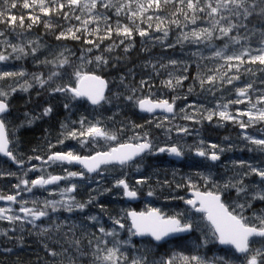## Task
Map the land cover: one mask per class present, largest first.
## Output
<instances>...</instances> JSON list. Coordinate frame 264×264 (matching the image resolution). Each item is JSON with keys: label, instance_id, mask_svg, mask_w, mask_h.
I'll return each mask as SVG.
<instances>
[{"label": "rangeland", "instance_id": "1", "mask_svg": "<svg viewBox=\"0 0 264 264\" xmlns=\"http://www.w3.org/2000/svg\"><path fill=\"white\" fill-rule=\"evenodd\" d=\"M163 5L162 0L160 10H150L147 13V15H158L164 18L166 23L161 31L155 30L156 24L159 23L157 20L151 22L145 20L144 23H140V21L137 20L136 24L148 32L147 36L141 37L134 32L131 39H125L123 36H117L115 32H113L114 36L112 35L111 39L104 40L103 43L96 40L99 44H103L99 47L100 49L83 43V33H78V35L82 36L80 40L82 43L79 47H75L67 39H56V36L61 31H66L68 27H79L80 21L74 18L65 19L63 14L62 16L51 14L52 16L49 15L51 17L48 18L49 16L46 17L37 10L35 14L41 17L39 23L42 24H33L29 19L30 13L33 14L32 10L25 9L21 6L19 12L23 13L25 10V14L23 13L21 16L25 15L23 18L24 20L27 19L26 22H24V24H26L23 27L24 29L20 27V21H17V23H15V29L12 27L10 28L9 25L11 22L6 25L0 23V27L2 25L0 31L5 30V35L12 43L26 46L28 41L38 40L41 44V48L35 56L30 54L31 49H26L29 55L23 59L16 60L10 58L8 61L0 62V71H19L23 69L29 74L27 77L15 78V80L10 78L0 80V88L8 90L10 84H15L18 87L20 84H23L26 79L33 85L28 92L17 91L12 94L10 98L11 113L6 115L9 128L15 130V136L12 137L15 142L11 147L19 154L20 158L26 161L25 167L29 166L27 162L30 156L34 157L39 155L45 158L48 154V143L49 141L54 144L56 143L61 131L62 122L78 128L79 125H73L72 121H79L81 116H87L88 119L92 121L101 120L102 126L108 128L110 131H119V129L124 128V131L120 134L121 142L127 141L129 137L134 136L137 132L141 134L143 132H148L149 139L157 146L171 145L172 142L183 146L184 153L188 152L189 154L188 158H186L181 165L174 164V166H168L161 154L152 158L148 157V155L142 160L137 161L139 164V171L136 170V165L134 164L133 167L126 169L125 172L127 173L128 182L133 186H136L137 179H148V182L142 187L137 186L140 187V193L143 197L139 205L140 208H143L145 211L148 207L159 208L162 213L166 215H175L177 212L186 211L187 214L191 215L194 219L193 234L184 239L171 240L162 244H154L149 239L139 240L136 239L134 235L130 236L127 230L130 223L126 218V213L133 208V206L131 207V205L124 200L121 189L112 188L114 179L123 175L120 170H116L115 172L107 173L103 178L94 175L91 176V180H80L78 178L73 180V183H76L78 187L71 195L75 196L78 201H87L90 195L97 196V199L89 204L83 212L73 211L69 213L61 209L53 213L51 209H48L49 217L37 221L36 224L39 227L36 228L27 223L21 225L20 222L9 224L7 221H0V232H7L8 234L7 236L0 235L1 252L19 253L22 251V247H28V252L30 254L28 264H37L36 262L38 261V264H101V261L96 259V256L99 255L95 251L96 245L99 244L100 248L103 249L105 246L112 247L113 244H116L118 241L119 244H117V246L127 257V260L124 261L123 264H131L134 257H144L148 264H155L161 257L166 259L173 253L188 256L199 255L207 260H213L228 255L233 259V264H239V260H236L231 250L220 249L218 247L217 242L212 238L210 226L203 217L191 212L190 209L181 203L182 200L174 199L173 197L183 196L179 191L180 188H177V184L184 185L188 177H191L192 181L195 182L201 190H214L212 183L209 182L205 185L198 173H203L204 175L211 174L213 180L222 182L224 179L232 176L235 171H247V168H234L233 162L239 163V161L243 160V158L248 155L247 152H249L250 148H256L255 145L245 140L243 136L247 134L255 138H260L264 135V122L256 123L254 126L243 130L237 123L221 121L218 117H214L212 121L202 119L200 123H194L190 120L182 119L181 117L184 113L180 112V109L184 108L188 113H191L193 108L188 106H195L198 110L197 119H200L199 113H203L205 109L215 110L218 104H224L230 100L238 99L239 97H237L236 89L251 84L252 87L248 92L250 101L246 99L244 103L229 105V112L235 115L238 110H248L250 103H255L258 97L264 95V65L259 64V62L254 64L245 62L240 65V70L237 73L235 67L229 71L227 66L221 67L225 64L223 59L213 57V53L216 49L224 48L226 42L229 44L225 53L226 55H231L234 52L239 53L244 47L250 46L252 49L258 48L260 46V32L264 30V22L261 21V17L254 14L244 22L247 28H240L238 31L239 33L236 30L229 33L230 36L240 35L242 37L239 44H232L227 37L222 39L214 38L210 44L208 41L201 43L183 41L182 43H178V37L181 36V29H183L184 32H190L194 28L209 27L210 25L203 20H198L196 25L187 24V27H184L186 23L184 16L182 14H178L177 16L172 15L178 6L164 7ZM133 8L135 9V4H133ZM182 9L184 12H187L189 16L192 15L187 9L186 4L182 6ZM13 10L14 8L10 9L11 13H13ZM258 10L257 8V11ZM64 11H69V9L65 8ZM99 11L104 12L105 10L99 9ZM76 14L80 13L77 12ZM107 15L110 17L108 23L113 28H115L117 19H119L120 23L123 25L130 24L129 20L124 15H121L119 18L111 12H108ZM198 15L203 14L198 13ZM225 15H227V13H225ZM86 16L87 14L85 13V17ZM122 17H125L126 22L123 21ZM174 19H178L181 22L179 28L175 24L167 23ZM232 19L234 21L235 17H232ZM45 22L50 23L51 27L46 28ZM31 23L34 30H31L33 27H31V29L27 27ZM149 23L152 24L151 28L148 27ZM131 26L135 27V25ZM35 27L37 28L35 29ZM95 27V23L89 24V28ZM100 27V34L104 35V25L101 24ZM16 28L18 30H16ZM164 29L168 31V36L166 38L163 36ZM7 34L10 35L8 36ZM216 35H219L218 31ZM245 36L250 37V40H244L243 37ZM2 39L3 38L0 37V40ZM90 39H95V37H90ZM122 39L124 40L123 44L120 43ZM114 42L118 47H114L110 52L106 51L105 49ZM169 45H174V47H169ZM126 47L128 48L127 51H125ZM88 48H92L93 51H83ZM64 49L69 50L65 52V56H69L73 61V67L80 64L79 57L83 55L85 57L84 71L94 70L97 71L98 74H103L104 79H106L108 83V91L106 94L112 97L111 104H105L103 108L93 109L86 101L81 100L72 102L74 106L71 110H66L64 108L65 97L63 94L50 93L49 86L55 87L57 83L67 82L73 71V67L66 66L60 69L59 71L65 73V75L63 77H54L53 81H50L44 88H41L35 80L31 79L32 73H38L43 79L47 80L48 75L56 69H54L51 64L45 65L41 63V61H44L46 58L48 60H57L59 52ZM4 50V46L0 44V51ZM150 51H152V53ZM7 52H11V49H7ZM112 53L113 55L117 53V56H112L113 58H111L110 54ZM137 53L140 55H137ZM193 53H196V55H193ZM252 54L255 55V51H253ZM96 55H105L106 58L109 59L108 65L101 66L100 69H97L94 62V57ZM121 58L124 59L121 60ZM89 59H92L93 63H87ZM171 59L178 60L180 63L173 66L169 63ZM244 59L247 61L248 58L245 57ZM127 63L131 64L128 65L129 69L125 68ZM232 63L237 64L238 62L232 61ZM161 64L166 65V67L161 68ZM109 65L112 66L110 67ZM116 66L121 68V71L123 69L121 75L125 78V83L138 88L141 79L151 80L150 83L153 85V93L162 95L169 100H171L173 96L178 97L175 103V118L171 119V116L169 117L165 114L153 115L151 117L139 115L136 107L123 99V95L128 93L120 83L121 76L112 75L110 72L111 69H116L117 71ZM153 66H155V71ZM249 69L252 71H248ZM106 70L110 73L108 74ZM145 72L147 74H145ZM170 72L173 73L174 76H187L188 78L183 81L184 83L176 87L175 90H169L161 84V80L169 79ZM225 72L228 76L239 75V79L233 81L232 84L221 83L219 77ZM148 75L151 76L149 77ZM214 75L217 77L216 81L211 84L205 83L201 86V79L207 80L209 76ZM225 79H227V77ZM189 88L192 89L191 92ZM147 90L146 87L144 89L145 94ZM117 94H119V99L116 98ZM51 96H53L52 99L50 98ZM48 106H51L53 109L48 116L34 121L31 125L26 123V118L24 116L25 112L31 114L42 113L43 109ZM257 107L264 108V104H257ZM165 116L171 119V123L164 121L162 127H156V123H159ZM149 119L152 120V123H148ZM240 119L245 122L248 120L247 117H240ZM133 124L143 125V127L134 129ZM175 125L186 126L189 128V132L187 134L178 135L174 127ZM169 128L172 129L171 132L167 131ZM171 134L176 136L173 137ZM159 135L165 139H160ZM201 140H203L205 144L215 143L225 148V151L221 153L220 156L226 155L227 160L224 163H211L206 159L203 161L198 160L194 155V146ZM98 147H106L105 141L99 140ZM69 148L87 154L75 140L71 139L66 140L63 145H58L56 148L52 149V151H59L61 149L68 150ZM261 154L264 155V153ZM259 161L257 159L254 165L264 166V156L260 158ZM30 164L42 167L41 162L35 159L31 160ZM62 167H71L74 171H82L80 167L76 166L63 165ZM62 167L53 165L47 168V172L63 175ZM6 170L15 172L18 175L22 174V169L13 165L8 160L0 158V172ZM28 175L30 178L34 179L40 175V173L29 172ZM97 180L100 181L99 185L96 183ZM256 180H258V177H251V181L254 182ZM165 181H168L170 186L165 185ZM15 183H17L15 177H0V191L14 193L16 190L13 189L11 185ZM66 183V181H63L59 183L58 187L56 185L47 187L48 190L35 188L31 193H22V196L29 201L33 199H38L40 201L46 199H59V188L65 187ZM198 183L202 186H199ZM150 187L156 193L153 197H148L146 195ZM98 188H111L112 190L104 194H99V192L96 191ZM187 189L189 188H186V190ZM50 191L54 192V195H49ZM232 196H235L234 192ZM229 203H231V200H229ZM254 205L255 204H253L252 209L246 212V215L251 216L253 211L260 212L264 210V205H256V207ZM7 206L6 202L0 201V207ZM28 206H31V204ZM101 206H103V210ZM12 207L18 210L19 205H12ZM88 216H97L98 222L88 220ZM110 217H125L122 219V223H124L126 227L120 229L117 225L112 223ZM56 224L62 225L59 231L56 230ZM101 225L109 231L115 229L118 235L116 237L103 236V234L98 231ZM42 227H49V232L43 235L39 234ZM12 229L15 230L12 231ZM8 237L12 238L9 239ZM97 237H102V241L97 240ZM205 237H207V242H205ZM75 240H80L81 243L79 248H77V245L73 242ZM89 240L92 241L91 245H89ZM260 246L261 243L259 240L253 244L254 249ZM9 249L10 251H8ZM26 251V249L23 250L25 254ZM49 251H55L59 253V255L51 256L49 255ZM217 264H222V261L217 260Z\"/></svg>", "mask_w": 264, "mask_h": 264}, {"label": "snow or ice", "instance_id": "2", "mask_svg": "<svg viewBox=\"0 0 264 264\" xmlns=\"http://www.w3.org/2000/svg\"><path fill=\"white\" fill-rule=\"evenodd\" d=\"M20 0H0V23L9 24L14 29L17 16L12 14L10 9L16 8ZM177 3V0H163V4ZM135 4V9L133 8ZM179 5L186 4L187 9L192 13L191 16L180 7L172 13L173 16L182 14L184 16L185 25H196L198 20H203L210 25L209 27H197L190 32H184L181 29V36L178 37V43L183 41H189L190 43H201L208 41L209 44L215 39H222L227 37L232 44H239L242 37L240 35L230 36L233 30L239 31L240 28H247L244 21H247L249 17L254 14L261 17L264 22V0H178ZM155 6V9H154ZM162 0H23L22 7L25 9H31L33 14L29 15V19L33 24L40 22V17L34 13L38 10L44 16L51 14L60 15L63 14L65 19L74 18L80 21V26H70L66 31H61L57 36V40L72 39L81 40L82 36L78 33H83V43L92 45L94 48H99L100 44L96 43L99 40L103 43L106 39H111L113 32L117 36H123L125 39H131L134 32L141 37L148 35V32L140 28L136 21L144 23L145 20L151 22L153 20L159 21L156 24V31H161L166 23L163 17L158 15H147L150 10L158 11L161 9ZM68 8L69 11H64ZM257 8L259 9L257 11ZM99 9H104V12H100ZM79 12L80 14H76ZM108 12L114 14L117 18L124 15L129 20V25H123L119 19L116 21L115 28L109 23ZM85 13L87 16L85 17ZM202 13L203 15H198ZM227 13V15H225ZM232 17H235V22ZM242 18V19H241ZM20 27H24L23 16L19 17ZM95 23V28H89V24ZM167 23L175 24L178 28L181 22L178 19L168 21ZM104 25V35H101L100 25ZM131 25H135L132 27ZM28 29H31L32 24H29ZM45 27L50 28L51 24L45 22ZM149 28L152 24L149 23ZM219 35H216V33ZM255 34V33H253ZM95 37V39H89L87 37ZM163 36H168V31L163 30ZM0 40L5 48L4 51H0V62L8 61L10 58L21 60L29 52L26 49H31V55L35 56L41 48V44L38 40H30L27 45H20L12 43L11 40L5 35L4 31H0ZM244 40H250V37H243ZM121 44L124 43L122 39ZM259 47L252 49L244 47L239 53L234 52L231 55H226V50L229 44L226 42L224 48H218L213 53L214 58L223 59L225 64L221 67L227 66L229 71L233 67L236 68L237 73L240 70V65L248 63H257L264 65V30L260 32ZM114 47H118L115 42L109 45L105 50L112 51ZM174 47V45H169ZM11 49V52H7V49ZM92 48L85 49L83 51L92 52ZM128 48H125L127 51ZM69 51L64 49L59 52L57 60H48L47 58L41 63L45 65L51 64L54 71H52L47 80L43 79L40 74L32 73L31 79L44 88L53 81L54 77H63L65 73L59 71L66 66L73 67V61L69 56H65V52ZM255 51V55L252 52ZM196 55V53H193ZM247 57V61L244 59ZM80 64L73 67L69 79L64 83H57L55 87L49 86L50 93H61L65 97L64 108L71 110L74 106L72 102L75 101H87L93 109L103 108L105 104L112 103V97L106 94L108 83L103 79L97 71L89 70L84 71L85 57L81 55L79 57ZM232 61L238 62L233 64ZM95 66L100 69L101 66L108 65V59L102 55H96L94 57ZM87 63H93L92 59L87 60ZM169 63L176 66L180 61L171 59ZM115 66V65H113ZM166 65L161 64V68ZM155 71V66H153ZM186 71V68H185ZM248 71H252L249 69ZM29 74L23 69L19 71H0V80L24 78ZM227 77V79H225ZM187 76H174L173 73H169V79L161 80V84L169 90H175L180 86ZM239 75L228 76L225 72L220 75L219 80L221 83L232 84L233 81L238 80ZM217 80V77L209 76L207 80L201 79V86L205 83H213ZM120 83L124 86L128 94L123 95V99L130 102L134 107L138 108L141 113H147L149 116H153L156 113L171 114V119L176 116L175 103L178 97L173 96L171 100L164 98L162 95L153 93V85L150 80L141 79L139 87H135L125 83V78L120 77ZM33 87L29 80H25L23 84L18 87L15 84H10L8 90L0 88V156L6 157L9 161L15 164L18 168L22 169V174L18 175L10 170L0 172V177L9 176L15 177L17 183L11 185L16 191L14 193H8L0 191V201L7 203V207H0V221H7L9 224H15L20 222L21 225L27 223L31 224L34 228L39 227L36 222L42 218L49 217L48 209L55 213L61 209L66 212L80 211L83 212L89 204L97 199L96 195H90L87 201L81 202L71 195L78 187L76 183H73L74 179H89L92 177L90 174L95 173L97 176L103 178L109 172H115L120 170L123 175L116 177L112 188H118L122 190V195L128 200H135L140 195V187L148 182L147 178H140L136 180V186L131 185L127 179L126 169L136 165V170L139 171V164L136 161L137 157H142L144 153L158 154L167 153L170 156L180 158L184 155V147L178 144H171L165 146H157L149 139V133L143 132L142 134L137 132L134 136L129 137L125 142L120 141V134L124 131V128L116 130H109L102 126L101 120L92 121L87 116H81L79 121H72V124H78L79 127H72L68 123H61V131L59 133L56 143L49 141L48 154L46 159L43 156H34L28 158V167H25L26 161L20 158L19 154L10 147L15 141L12 139L15 136V130L9 128V122L6 114L10 111V98L13 93L17 91L28 92ZM147 87L148 91L145 94L144 89ZM252 85L248 84L245 87H238L236 89L237 97L244 99L230 100L224 104H218L215 110L205 109L203 113H199L200 119H197L198 110L195 106L189 105L193 108L191 113H188L184 108L180 109L184 115L181 117L184 120H190L194 123H200L202 119L212 121L214 117H218L221 121H231L237 123L239 127L247 129L254 126L256 123L264 122V108L257 107V104H264V95L257 98L255 103H250V107L246 111L238 110L235 115L229 112L230 104L244 103L245 100H249L248 92ZM191 92L192 89L189 88ZM140 93V94H138ZM119 99V94L116 96ZM52 107L48 106L43 109L42 113L31 114L25 112L26 123L31 125L34 121L48 116L52 112ZM240 117H247V122L240 119ZM171 119L167 116L163 117L159 123H156V127H162L164 121L171 123ZM23 123V122H22ZM148 123H152L149 119ZM22 126V125H21ZM143 125L133 124V128H142ZM177 134H187L189 128L186 126H174ZM171 132L172 129H167ZM243 138L247 140L256 148H250L249 151H259L264 153V135L260 138L244 134ZM75 140L87 154H84L76 149L69 148L68 150L61 149L59 151H52L58 145H63L66 140ZM227 139V138H226ZM99 140H103L106 143V147H98ZM225 151V148L215 143L205 144L203 140L199 141L194 146V153L196 156L203 157L206 160L216 162L220 160V154ZM41 161L42 167L31 165V160ZM53 165H79L82 171H74L71 167H62L63 175L53 174L47 172V168ZM233 167L238 169L247 168V171H235L234 174L222 182H217L212 179L211 174L204 175L198 173L200 179H202L207 185L212 183L214 190H201L191 177L186 179L184 185L177 184V188L188 187L191 189V198H185L183 196L173 197L174 199H180L185 205L189 207L191 212L200 213L204 220L207 221L210 226V232L212 238L220 245L230 246L234 249L235 253L240 254L236 259L239 260V264H264V210L260 212L253 211L251 216L246 215L249 209H252L254 202L264 201V166H257L250 162L241 160L239 163L233 162ZM29 172H39L36 178L29 177ZM89 174V175H86ZM258 177V180L251 181V177ZM61 181H66V185L63 188H59V199H51L40 201L33 199L29 201L23 198L22 193H31L33 189L40 188L48 190L46 186L56 185L59 186ZM249 181V182H246ZM96 183L99 185L100 181ZM165 185L170 186L168 181L164 182ZM111 188L97 189L99 194L110 192ZM235 196H232V193ZM155 191L150 187L146 195L148 197L155 196ZM49 195H54V192L50 191ZM231 200V203H229ZM19 205L18 210L14 209L12 205ZM31 204V206H28ZM102 210H103V206ZM125 217H110L112 223L117 225L120 229H124L126 225L122 223V219ZM126 218L130 220V226L127 230L131 235L135 236H150L156 242L162 241L165 237L172 234L185 233L193 230L194 219L187 212H177L175 215H165L161 209L148 207L146 211H127ZM88 220L97 221V216H88ZM56 230L62 227L61 224L55 225ZM15 229H12L14 231ZM49 227H42L40 229L41 235L49 232ZM103 236L116 237L118 232L113 229L107 230L103 225L98 229ZM0 235L7 236V232H0ZM11 239L12 237H8ZM255 238H259L261 246L253 248V244L257 241ZM97 240L102 241V237H97ZM77 248L80 246V240L73 241ZM207 242V237H205ZM92 241L89 240V245ZM119 242L113 244L112 247L100 248L99 244L96 245L95 251L99 255L96 259L101 261V264H123L127 260V257L117 246ZM10 251V249L8 250ZM49 255L57 256L59 253L55 251H49ZM217 260H221L222 264H233V259L226 255L225 257L216 258L213 260H207L199 255H183L173 253L168 258H163L156 261L155 264H217ZM131 264H148L144 257H134Z\"/></svg>", "mask_w": 264, "mask_h": 264}, {"label": "flooded vegetation", "instance_id": "3", "mask_svg": "<svg viewBox=\"0 0 264 264\" xmlns=\"http://www.w3.org/2000/svg\"><path fill=\"white\" fill-rule=\"evenodd\" d=\"M100 75V74H99ZM112 75H117V76H122V75H119L118 73H112ZM102 78H103V76L102 75H100ZM51 99L53 98V96H51L50 97ZM90 105V104H89ZM238 105V104H237ZM91 106V105H90ZM136 110H137V112H138V114L139 115H142V116H149V114H142V113H140L139 111H138V108H136ZM9 113H11V109H10V111L6 114V115H8ZM159 114H162V113H159ZM159 114H154V115H159ZM137 115V114H136ZM162 115H164V114H162ZM166 115V114H165ZM167 116H171V115H167ZM221 134V133H220ZM173 137L174 136H176V135H173V134H171ZM159 138L160 139H165V138H163V137H160V135H159ZM222 138V137H221ZM122 142H125V141H122ZM171 144H174L173 142L171 143ZM248 153V155L246 156V157H244L243 158V160L244 161H247V162H250V163H252V164H255V162H256V160L258 159V161H259V159L260 158H263V154H261V153H259V152H256V151H249V152H247ZM162 155V157L164 158V161L167 163V165L168 166H174V164H178V165H181V163L186 159V158H188V152H185L184 153V155L182 156V160L181 161H176V160H173V159H171L170 157H169V154H167V153H158V154H155V155H153V154H148V153H144L143 155H142V157H138V158H136V161H140V160H142L144 157H146V156H148V157H155V156H159V155ZM195 155V154H194ZM46 157H47V155L45 156V159H46ZM147 157V158H148ZM195 157H197L198 158V160H205V158H203V157H199V156H196L195 155ZM232 158V157H231ZM227 160V156L226 155H221L220 156V160L219 161H216V162H221V163H224L225 161ZM38 162H39V160H38ZM209 162H211V163H216V162H212V161H209ZM260 162V161H259ZM261 163V162H260ZM259 164V163H258ZM94 175H96V174H94ZM94 175H92V176H94ZM61 182H63V181H61ZM60 182V183H61ZM247 182H249V181H247ZM199 184V183H198ZM199 186H202L201 184H199ZM186 188H188V187H182V188H180L179 189V191L183 194V197H185V198H191V196L189 195V192L191 191V189L189 188V189H187L186 190ZM124 198V197H123ZM142 199H143V197H142V194L140 193V195H139V197H138V200H137V202H134V203H132V202H129V201H127L126 200V198H124V200L126 201V202H128L130 205H131V207L133 206V208H131L130 210L131 211H136V212H140V211H145L143 208H140V204H141V201H142ZM181 203L185 206V207H187L188 209H189V207L187 206V205H185L184 203H183V201H181ZM254 206L256 207V205L257 206H259V205H264V202H259V201H256V202H254ZM164 214V213H163ZM166 215V214H165ZM202 216V215H201ZM193 232H194V228H193V230H192V232L190 233V235L191 234H193ZM190 235H187V236H178V237H175V238H172V239H170V240H168V241H171V240H176V239H184V238H187V237H189ZM144 239H148V238H144ZM144 239H141V240H144ZM256 239V241H258L259 240V238H255ZM150 240V239H149ZM151 241V240H150ZM165 242H167V241H164V242H162V243H165ZM162 243H160V244H162ZM218 244V243H217ZM219 247V246H218ZM220 248V247H219ZM27 249H29V248H27ZM231 251H232V253H233V256L235 257V258H237V257H239V255H237V253H235V251L233 250V249H230ZM236 260H238V259H236Z\"/></svg>", "mask_w": 264, "mask_h": 264}, {"label": "trees", "instance_id": "4", "mask_svg": "<svg viewBox=\"0 0 264 264\" xmlns=\"http://www.w3.org/2000/svg\"><path fill=\"white\" fill-rule=\"evenodd\" d=\"M22 3H23V0H20V2L17 4V7L14 8V10H13V13L12 14L17 15V17H18L15 22L20 21L19 17H21V14H23V13L20 12V14L18 15L19 8L22 6ZM163 6L164 7H168V6H178V7L182 8V6H184V5H179L178 4V0H177V3L164 4ZM58 16H62V13L60 15H58ZM122 19H123V21L126 22L125 17H122ZM120 20H121V18H120ZM87 38L90 39V37H87ZM67 40L69 42H71V44L74 45L75 47H79L80 44L82 43L80 40H72V39H67ZM96 43H98V42H96ZM112 55H113V53H112ZM115 55L116 54H114V56ZM110 57H112L111 54H110ZM99 74L103 76V74H101V73H99ZM27 248L28 247H22V251L19 252V253L1 252L0 251V264H28L29 259H30V254L28 252L29 249H27ZM24 249L27 250L26 251V254H25V252H23Z\"/></svg>", "mask_w": 264, "mask_h": 264}, {"label": "bare ground", "instance_id": "5", "mask_svg": "<svg viewBox=\"0 0 264 264\" xmlns=\"http://www.w3.org/2000/svg\"><path fill=\"white\" fill-rule=\"evenodd\" d=\"M22 12H23V11H22ZM24 12H25V10H24ZM24 12H23V13H24ZM27 12H28V11H27ZM19 14H20V12L18 13V15H19ZM24 14H25V13H24ZM30 14H31V13H30ZM34 14H35V13H34ZM38 14H40V13H38ZM27 15H28V13H27ZM35 15H37V14H35ZM55 15H56V14H55ZM55 15H54V16H55ZM16 16H17V15H16ZM24 16H25V15H24ZM24 16H23V17H24ZM40 16H42V15H40ZM51 16H52V15H51ZM51 16H49L48 18H50ZM46 17H47V16H46ZM40 18H41V17H40ZM48 18H47V19H48ZM42 19H43V18H42ZM26 20H27V19H26ZM26 20H24V22H26ZM43 20H44V19H43ZM31 21H32V20H31ZM41 21H42V20H41ZM249 21H250V20H249ZM252 21H253V20H252ZM234 22H235V20H234ZM244 22H245V21H244ZM15 23H17V22H15ZM2 24H3V23H2ZM4 24H5V23H4ZM4 24H3V25H4ZM27 24H28V22H27ZM31 24H32V23H31ZM39 24H42V23H39ZM245 24H246V23H245ZM5 25H6V24H5ZM15 25H16V24H15ZM24 25H26V24H24ZM17 26H18V25H17ZM35 26H36V25H35ZM1 27H2V25H1ZM1 27H0V30H1ZM18 27H19V26H18ZM32 27H33V26H32ZM6 28H7V27H6ZM10 28H11V27H10ZM36 28H37V27H35V29H36ZM38 28H39V26H38ZM14 29H15V27H14ZM23 29H24V28H23ZM25 29H26V28H25ZM254 29H255V28H254ZM9 30H10V29H9ZM16 30H18V29L16 28ZM19 30H20V29H19ZM31 30H34V27H33V29H31ZM3 31H5V30H3ZM7 31H8V28H7ZM22 31H24V30H22ZM176 31H177V30H176ZM25 32H26V31H25ZM5 33H6V31H5ZM238 33H239V32H238ZM7 35L9 36L10 34H7ZM135 44H136V42H135ZM101 45H103V44H100V46H101ZM136 46H137V45H136ZM97 49H100V48H97ZM119 49H120V48H119ZM168 49H170V48H168ZM92 51H93V50H92ZM115 51H116V50H115ZM134 51H135V50H134ZM134 51H133V52H134ZM170 51H171V50H170ZM138 52H139V51H138ZM150 52L152 53V51H150ZM168 52H169V51H168ZM118 53H119V51H118ZM114 54L117 55V53H114ZM133 54H134V53H133ZM135 54H136V52H135ZM135 54H134V55H135ZM116 55H115V56H116ZM118 55H119V54H118ZM137 55H140V54L137 53ZM137 55H136V57H137ZM141 55H142V54H141ZM104 56H105V55H104ZM111 56L115 57V56L112 55V54H111ZM119 56H120V55H119ZM113 57H111V58H113ZM121 57H122V56H121ZM123 57H124V55H123ZM134 57H135V56H134ZM134 57H133V58H134ZM141 57H142V56H141ZM141 57H140V59H141ZM105 58H106V56H105ZM117 58H118V57H117ZM119 58H120V57H119ZM138 58H139V56H138ZM122 59H124V58H121V60H122ZM129 59H130V58H129ZM135 59H136V58H135ZM135 59H134V60H135ZM108 60H109V59H108ZM111 60H112V59H111ZM131 60H132V59H131ZM134 60H133V61H134ZM112 61H113V60H112ZM133 61H132V62H133ZM114 62H115V61H114ZM121 62H122V61H121ZM124 62H125V61H124ZM115 63H116V62H115ZM144 63H145V62H144ZM158 63H159V62H158ZM110 64H111V63H110ZM112 64H114V63H112ZM120 64H121V63H120ZM120 64H119V66H120ZM129 64H130V63H127V66L125 65V68L129 69V66H128ZM130 65H131V64H130ZM147 65H148V64H147ZM109 66H110V65H109ZM111 66H112V65H111ZM111 66H110V67H111ZM122 66H124V65H122ZM139 66H140V65H139ZM141 66H142V65H141ZM116 67H117V66H116ZM116 67H115V68H116ZM145 68H146V67H145ZM145 68H143V69H145ZM147 69H148V67H147ZM140 70H141V68H140ZM106 71H107V70H106ZM122 71H123V69H122ZM122 71H121V68H118V67H117V71H116V69H113V70L111 69L110 72H111V73H115V74L118 73L119 75H121V72H122ZM144 71H145V70H144ZM146 71H147V70H146ZM151 71H152V70H151ZM110 72L107 71L108 74H109ZM124 72H125V71H124ZM148 72H149V71H148ZM107 73H106V74L104 73V74H105V75H108ZM141 73H143V72H141ZM129 74H130V72H129ZM145 74H147V73L145 72ZM141 75H142V74H141ZM143 75H144V74H143ZM151 75H152V74H151ZM151 75H150V76H151ZM154 75H155V74H154ZM187 75H188V74H187ZM148 76H149V75H148ZM150 76H149V77H150ZM143 77H144V76H143ZM156 80H157V79H156ZM150 81H151V80H150ZM152 82H153V79H152ZM185 82H186V81H185ZM183 83H184V82H183ZM154 86H155V84H154ZM143 91H144V90H143ZM147 91H148V90H147ZM30 137H31V136H30ZM32 142H33V141H32ZM1 179H2V178H1ZM3 181H4V180H3ZM2 185H3V184H2ZM5 185H6V184H5ZM6 188H7V187H6ZM48 249H49V248H48ZM24 255H25V254H24ZM26 256H27V255H26ZM27 258H28V257H27ZM25 259H26V258H25ZM38 262H39V261H38ZM38 262H36V263L38 264ZM40 262H41V261H40ZM28 263H29V262H28Z\"/></svg>", "mask_w": 264, "mask_h": 264}, {"label": "water", "instance_id": "6", "mask_svg": "<svg viewBox=\"0 0 264 264\" xmlns=\"http://www.w3.org/2000/svg\"><path fill=\"white\" fill-rule=\"evenodd\" d=\"M139 111V110H138ZM140 112V111H139ZM141 113V112H140ZM159 113V112H158ZM143 114H147V113H143ZM164 114H167V113H164ZM167 115H171V114H167ZM0 157H2V156H0ZM169 157L171 158V159H173V160H177V161H181L182 160V157H180V158H177V157H175V156H170L169 155ZM2 158H6V157H2ZM138 158V157H137ZM76 166H79V165H76ZM93 174H95V173H93ZM49 186H52V185H49ZM189 195L191 196V191L189 192ZM127 201H129V202H132V203H134V202H137V200H138V198L137 199H135V200H128V199H126ZM200 214V213H199ZM129 222H130V220H129ZM191 231H189V232H185V233H179V234H172V235H170V236H168V237H165L162 241H160V242H163V241H166V240H169V239H171V238H175V237H178V236H182V235H187V234H189ZM136 238H139V239H144V238H150L154 243H160V242H156L155 240H153L150 236H144V237H141V236H135ZM219 244V243H218ZM220 245V244H219ZM220 247H222V248H229L230 246H224V245H220ZM234 250V249H233ZM237 255H240V254H237Z\"/></svg>", "mask_w": 264, "mask_h": 264}]
</instances>
